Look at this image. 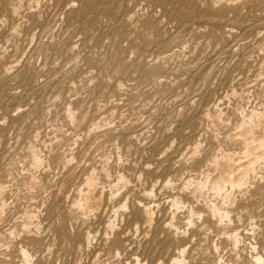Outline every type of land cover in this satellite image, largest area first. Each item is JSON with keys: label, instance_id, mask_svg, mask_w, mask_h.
Segmentation results:
<instances>
[{"label": "clouds", "instance_id": "obj_1", "mask_svg": "<svg viewBox=\"0 0 264 264\" xmlns=\"http://www.w3.org/2000/svg\"><path fill=\"white\" fill-rule=\"evenodd\" d=\"M0 0V264H264V0Z\"/></svg>", "mask_w": 264, "mask_h": 264}, {"label": "rangeland", "instance_id": "obj_2", "mask_svg": "<svg viewBox=\"0 0 264 264\" xmlns=\"http://www.w3.org/2000/svg\"><path fill=\"white\" fill-rule=\"evenodd\" d=\"M169 15L183 16L193 9L192 0H158ZM113 0H82L81 7L77 10L73 19L76 21H87L91 16L93 19L98 13L111 16L114 13ZM101 9V10H100Z\"/></svg>", "mask_w": 264, "mask_h": 264}, {"label": "bare ground", "instance_id": "obj_3", "mask_svg": "<svg viewBox=\"0 0 264 264\" xmlns=\"http://www.w3.org/2000/svg\"><path fill=\"white\" fill-rule=\"evenodd\" d=\"M101 10V9H100Z\"/></svg>", "mask_w": 264, "mask_h": 264}]
</instances>
